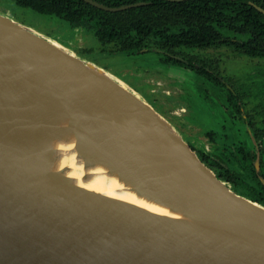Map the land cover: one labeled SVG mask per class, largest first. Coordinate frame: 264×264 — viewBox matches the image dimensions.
Listing matches in <instances>:
<instances>
[{
  "label": "water",
  "instance_id": "water-1",
  "mask_svg": "<svg viewBox=\"0 0 264 264\" xmlns=\"http://www.w3.org/2000/svg\"><path fill=\"white\" fill-rule=\"evenodd\" d=\"M83 1L106 12L147 5ZM67 50L0 14V264H264V206L233 191L118 77ZM51 97L87 153L115 163L139 192L226 229L155 214L45 171L40 142L57 131Z\"/></svg>",
  "mask_w": 264,
  "mask_h": 264
},
{
  "label": "trees",
  "instance_id": "trees-1",
  "mask_svg": "<svg viewBox=\"0 0 264 264\" xmlns=\"http://www.w3.org/2000/svg\"><path fill=\"white\" fill-rule=\"evenodd\" d=\"M13 1L17 6L38 14L58 17L67 22L72 30H83L91 34L94 43L101 48L92 45L91 48L78 51L80 55L91 57L99 50L107 55L125 56L157 51L163 56L161 63L165 72L173 67L187 70L189 78H196V82L199 79L211 85L212 89L222 92L225 95L223 100L227 95L230 107L237 111L238 116L230 119L224 114L221 127L225 138L222 139V145L215 148L217 153L207 156L201 153L199 157L221 180L234 183L237 193L264 206L263 151L262 156H258L247 147V141H239L237 138L227 140L230 138L228 130L234 128L236 134H241L242 130H246L245 126L248 127L241 112L240 93L249 97L252 90L247 92L243 89L236 92L237 95L226 89L218 65L214 62L206 63L204 58L193 54L226 49L235 56L264 60V15L251 5L253 3L264 9V0H94L111 8L147 3L121 12H106L83 0ZM223 79L229 82V79ZM123 80L130 84L126 79ZM135 89L139 90L137 87ZM260 90L258 86L257 91ZM223 107H227V101ZM248 141L251 142L249 137ZM258 160L261 163L260 171L255 165Z\"/></svg>",
  "mask_w": 264,
  "mask_h": 264
},
{
  "label": "rangeland",
  "instance_id": "rangeland-1",
  "mask_svg": "<svg viewBox=\"0 0 264 264\" xmlns=\"http://www.w3.org/2000/svg\"><path fill=\"white\" fill-rule=\"evenodd\" d=\"M0 14L18 23L26 24L27 27L44 37L61 44L70 53L99 68H102V65L116 74L115 76L108 72L115 78L118 77L129 90L153 106L174 130L195 148L198 155L201 153L206 156L215 154L218 146L222 145V139L225 136H222L221 122L224 111L221 107L227 101L226 98L223 100L222 97L220 99V96L216 97V89H212L211 85L208 86L199 79L196 82V78H194L195 80L189 78L190 73L186 70L173 67L170 71L165 72L162 68L161 59L163 56L161 53L150 51L137 56H125L122 54L107 55L99 50L91 57L84 56L80 55L78 51H84L91 48L92 45L97 46L98 44L94 43L91 34L83 30H72L64 20L19 7L13 0H0ZM99 47L101 48V46ZM193 54L204 58L206 63L214 62L215 65H218L219 73L229 81L232 80L235 88L240 92L243 89L247 92L252 90L249 97H245L241 93L240 95L250 120H254L247 123V129H250L258 140L262 139L264 137V131L261 129L262 119L258 121L257 116L264 115V61L235 56L226 49L207 50ZM123 78L141 91H137ZM258 86L260 91H257ZM150 100L155 103V106ZM227 135L230 137L227 140L236 138L244 142L247 140L246 136L238 135L233 131L228 130ZM226 183L235 191L234 183Z\"/></svg>",
  "mask_w": 264,
  "mask_h": 264
},
{
  "label": "bare ground",
  "instance_id": "bare-ground-1",
  "mask_svg": "<svg viewBox=\"0 0 264 264\" xmlns=\"http://www.w3.org/2000/svg\"><path fill=\"white\" fill-rule=\"evenodd\" d=\"M121 86L125 89L124 85ZM55 104L57 106L52 110L50 122L57 131L44 136L39 147L44 157L41 167L45 171L55 173L67 183L128 202L155 214L210 229H226L223 225L214 224L185 207L164 203L139 192L137 186L121 176L115 163L104 160L96 150L87 153L84 146L81 148L68 126V116L63 107L55 98L48 99L49 106ZM30 119L32 123L41 122L35 116ZM73 143L75 147H66L65 150L56 147L58 144L67 146Z\"/></svg>",
  "mask_w": 264,
  "mask_h": 264
},
{
  "label": "flooded vegetation",
  "instance_id": "flooded-vegetation-1",
  "mask_svg": "<svg viewBox=\"0 0 264 264\" xmlns=\"http://www.w3.org/2000/svg\"><path fill=\"white\" fill-rule=\"evenodd\" d=\"M252 60V59H251ZM260 61V60H259ZM262 61H264V60H262ZM264 66V65H263ZM262 66V67H263ZM184 70V69H183ZM186 72H188L187 70H186ZM231 80V79H230ZM221 81H223L224 83H226V89H228V90H231V91H233V92H239V90L238 89H236L235 88V86H234V84H233V81L231 80V81H229V82H227V80H224L223 79V77L221 76ZM221 94H223L222 92H219L218 90H217V93L215 94V96L216 97H219L220 96V99H221V97L223 98V97H225V95L223 94V95H221ZM237 94V93H236ZM238 95V94H237ZM219 99V100H220ZM228 98H227V95H226V100H227ZM227 102H228V100H227ZM240 104H242V116H243V119L244 120H246L247 121V123H251V122H253L254 120L253 119H251L250 120V116H249V113L246 111V109H245V104L242 102V100L240 101ZM222 109H223V111H224V114H226L230 119H231V117H233V118H236L238 115H237V111L234 109V108H231L230 107V103L228 102V104H227V107L225 108V107H221ZM257 118H258V121H259V119H262V122H261V125H262V127H261V129H262V131H264V115H260V116H257ZM248 125V124H247ZM245 129L246 130H242V132H241V134L242 135H244V136H246L247 137V147H250L251 148V151H255L256 153H257V155L259 156H262V153H261V151H263V153H264V137L262 138V139H260V140H258L254 135H253V133H252V131L250 130V129H247V127L245 126ZM230 131H233V132H236L237 130L236 129H234V128H232ZM238 134L240 135V133L238 132ZM263 135H264V132H263ZM248 137H249V139L251 140V142H249L248 141ZM257 162H259V160L257 161ZM256 162V163H257ZM256 165V164H255ZM260 165H261V163L259 162V167H260ZM256 169H257V167H256ZM259 171H260V168H259ZM263 184H264V179H263Z\"/></svg>",
  "mask_w": 264,
  "mask_h": 264
},
{
  "label": "clouds",
  "instance_id": "clouds-1",
  "mask_svg": "<svg viewBox=\"0 0 264 264\" xmlns=\"http://www.w3.org/2000/svg\"><path fill=\"white\" fill-rule=\"evenodd\" d=\"M56 147L61 149V150H65L66 147L67 148L75 147V144L73 143V144H70V145H67V146H65L64 144H58V145H56Z\"/></svg>",
  "mask_w": 264,
  "mask_h": 264
}]
</instances>
